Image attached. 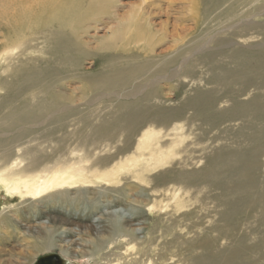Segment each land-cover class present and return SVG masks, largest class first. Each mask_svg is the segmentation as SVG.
I'll return each mask as SVG.
<instances>
[{"label":"bare ground","instance_id":"1","mask_svg":"<svg viewBox=\"0 0 264 264\" xmlns=\"http://www.w3.org/2000/svg\"><path fill=\"white\" fill-rule=\"evenodd\" d=\"M110 1L0 0V7L6 6L0 10V233H9L20 221L44 217L46 222L59 227L73 225L81 232L99 236L91 249L101 256L92 258V264H173L175 258L169 251L181 236L175 234L174 240L161 244L153 237L154 232L142 236L136 225L143 222L139 218L146 211L124 204L126 187L134 184L145 187V182L151 185V200L146 209L150 213L160 210L171 214L160 219L167 232L181 228L176 218L179 210L187 209L185 213L182 211L183 220L194 215L188 210L193 187L199 185L200 192L206 186L213 187L218 190L219 204H228L226 194L223 198L221 193L226 186L225 171L238 174L236 185L246 187L243 190L246 196L252 194L256 186L247 183L256 180L253 170L260 161L251 166L247 153L235 150L224 153L222 148L209 156L204 125L241 119L247 128L260 118L264 94L255 93L246 102L237 98L250 87L264 84V45L222 52L229 58L228 63L219 59L221 53L214 50L217 48L207 51L197 61L202 68L207 67L209 76L205 78L198 74L203 71L195 70L198 66H192L191 59L182 53L184 47L156 58L153 53L164 35L160 37L146 14L138 11L130 20H121V26L101 40L99 48L113 53L97 59L98 72L87 75L77 70L79 60L75 54L80 51L74 36L69 40L65 34L64 28L69 25L66 18L82 14L89 17L94 7H107ZM257 1L248 0L243 11L235 6L239 0L230 1L216 18L218 23L222 22L219 28L245 13L255 18ZM30 6L43 8V13L33 8L38 17L52 12L47 17V27L30 37L28 33L19 46L5 42L22 29L18 27L30 22ZM21 11L28 17L20 26ZM206 19V16L199 19L203 29L209 23ZM246 23L250 29L244 28L242 32H256L253 20ZM224 30L213 34L217 43L228 37L220 35ZM21 53L31 54L32 58L20 60ZM26 63L28 68L23 69ZM227 74L237 80H228ZM70 77L83 79L86 93L95 95L85 106H92L96 97L110 101L103 108H88L85 112L74 107V98L54 93L55 86ZM258 78L262 79L260 83ZM203 80L204 86L211 87L196 90ZM163 82H176L174 85L181 94L197 92L173 106L161 99ZM237 83L240 89L233 87ZM219 87L232 99L226 112L225 108L215 107L220 99L216 95ZM190 109L194 111L192 115ZM249 154L264 155V146H256ZM259 190L264 219V184ZM116 205L119 207L112 208ZM96 213L100 216L89 223ZM213 230L218 233L215 240L208 238V234L198 240V247L217 245L221 231L217 227ZM106 233L109 239L102 240ZM66 235L69 234L60 231L58 239L66 241ZM184 244L196 248L194 241L187 240ZM33 246L37 250L51 249L52 243ZM219 252L215 257H219ZM186 260L195 259L189 256ZM31 261L29 264L35 262Z\"/></svg>","mask_w":264,"mask_h":264},{"label":"rangeland","instance_id":"2","mask_svg":"<svg viewBox=\"0 0 264 264\" xmlns=\"http://www.w3.org/2000/svg\"><path fill=\"white\" fill-rule=\"evenodd\" d=\"M230 1L232 0H111L107 3V7H94V12L89 17H85L84 14H82L78 17L66 18L69 25H66L64 31L69 40H73L71 38L73 36L74 39L77 40L75 42L78 51H80V53L75 54V56H77L76 59L79 60L77 70H81L80 72L84 74L91 75L97 73L100 68L96 60L101 57L105 58L110 56L109 54L113 53H105L99 48L101 40L111 35L113 30L120 27L121 20H130L133 14L142 11L146 14V17L149 18L154 31L159 34L160 37L164 35L161 45L156 46L153 55L158 58L164 54L169 55L171 53H176L181 47H184L182 53L191 59L190 63H192V66H198L195 70L203 71L198 74L207 78L209 76L206 72L207 67L202 68L197 62L200 56L206 54L207 51L217 48L214 50L218 52L217 54L221 53V55H218L219 59L228 63L229 58L222 54V52L230 53L228 51L238 48L251 47V49H253L254 47L260 48L264 45V0H258L256 2L255 7L258 8V14L255 18L245 13L241 18H238L230 24H223L219 28L218 25L222 22L218 23L216 18L220 16V9L228 5ZM247 1L248 0H239V3H236L235 6L239 7L237 9L243 11L246 9L245 5ZM100 3L103 4L105 2ZM22 4L18 5L22 7ZM3 7L6 8V6H2L0 10H3ZM33 8L37 12H42L43 10L40 6H30V22L22 24V26L21 21L27 19L28 16L24 11H21V14L19 13L22 18L19 20V25L21 27H18V29H22H19L16 35L10 36L11 38L9 37V39L7 38L5 42L13 46H19L20 40L26 38L28 33L30 37L40 29L47 27V17L50 16L52 12L47 11L42 14V16L40 15L38 17L37 14H34ZM201 16H206L208 19H206L205 22H209L208 24L206 23V27L203 26L204 29L201 25L202 21L199 20ZM249 20L255 22L254 25L257 26V30L256 32L255 30H251L253 33L246 34L242 32V30L244 28L250 29V26H246L248 24L246 22H249ZM223 28L225 32L220 33V35L228 37H224L223 41L217 43V38H213V34H216L217 31ZM236 32L241 35H235L234 33ZM250 35L252 37H249ZM246 38L247 40H245ZM33 54L37 55L35 52H33ZM18 57L20 60L32 58L31 54L26 55L23 53L18 55ZM28 65L29 64L26 63L22 68H28L25 67ZM227 76H229L230 79L228 80L230 81L237 80L230 74H227ZM260 81H262V79L258 78L257 82L260 83ZM60 83L61 84L55 86L54 93L74 98V107L84 112L87 111L88 108H103V106H106L110 101L108 98L96 97L92 102V106H85L84 103L95 95L86 93L87 90L84 88L86 83L83 79L79 77H70ZM174 83L176 82L170 84L163 82L161 84V99L167 104H173V106L174 104L180 105L181 101L188 95L194 96L197 92L196 90H207L211 87L208 85L204 86L203 80L201 87H198L196 90H190V92L186 94H181ZM233 87L236 89L241 88L240 83L235 84ZM255 93L264 94V84L258 88L252 86L250 89H247L246 92L240 93L237 101H250ZM216 95L220 99L217 101L218 103L215 107L219 109L225 108L224 111L226 112L228 107L232 104L230 95L225 92V89L222 87L221 89L219 87ZM108 96L109 95H107V97ZM127 97L130 98L132 95H127ZM192 112L194 113L193 109H190L189 113L191 115ZM227 112L230 113L229 111ZM260 115V118L252 122L247 128L241 119L222 121L216 126L210 124L214 123V121L204 125L207 131L206 144L208 145V149L206 151L209 156L214 154L217 148H222V151H225L224 153L231 150H235L239 153H247V163L249 165L251 164V166L260 161L258 162L259 166L255 167L253 170L256 180L254 179L255 181L247 183L248 185L254 184L256 186L252 194L246 196V194L243 193L246 187H241L240 184L236 185L239 181V178H237L238 174L231 170L225 171L224 177L226 178H224V183L226 186L221 190V193L223 198H225L226 194L227 198L225 199L228 201V204L226 206L219 204L217 201V196L219 194L218 190L213 187L206 186L202 192H200L201 188L199 185L198 188L193 187L189 202L191 205L188 207V210L193 212L194 215L190 214L189 217L183 220L181 216L187 209H184V211L182 209L179 210L180 213L177 212V217H175L180 220L179 224H181V228L179 227L175 229V231L173 229V231L167 232L160 219L169 218L171 214L160 210L150 213L146 209L151 200V185L145 182L148 187L144 185L145 187L140 188L135 184L126 187L127 196L124 197V204L131 208L132 206L140 207L146 211L144 216L139 218L143 222L136 225L143 232L142 236L146 234V237L147 235L149 236V233L154 232L153 237L157 238L160 244L165 241L174 240L175 234V237L181 236L176 240L173 246L174 248L169 251L175 258L173 264H264V219L262 215L263 207L262 209L259 207L262 201L261 192L260 190L258 192V188H262L264 184V155L256 157L249 154L256 146H264V131L262 129L264 127V110L261 111ZM196 123H199V121L196 120ZM203 161L205 162L206 158H204ZM227 186H229V188H226ZM225 190L227 192H225ZM233 197L236 198L234 199ZM158 198L161 199V196L159 195ZM233 205L236 206L232 207ZM116 207L119 206L116 205L112 208ZM236 207H238V209ZM99 216L100 214L96 213L88 222L91 223L94 221V218ZM19 224L18 227L14 226L15 228H10L9 233H0V264H29L31 260L35 261L32 263L35 264L41 257L49 254H58L63 260V264H92V258H99V256H101L98 252H93L91 249V246L96 240H99V236L97 237L96 234L92 232H81L75 229L73 225H65L61 226V228L59 225L46 222L44 217L20 221ZM136 226L133 228H137ZM215 227L219 228L221 231V238L217 242V245L213 246L211 244L209 248L198 247V240L207 237L208 234H210L208 238L215 240L214 238L218 235V233L213 230ZM60 231L69 234L66 235V241L58 239V233ZM186 233L189 234L187 235ZM109 237L108 233H106L101 239L106 240L109 239ZM187 240L194 241L196 243V248L193 246L190 248L185 245L184 243ZM35 243H52V247L51 249H46L45 247L41 250H37L33 246ZM217 252H219L218 258L215 257ZM189 256L195 259L194 262H188L186 260Z\"/></svg>","mask_w":264,"mask_h":264},{"label":"water","instance_id":"3","mask_svg":"<svg viewBox=\"0 0 264 264\" xmlns=\"http://www.w3.org/2000/svg\"><path fill=\"white\" fill-rule=\"evenodd\" d=\"M59 259H61V257L58 254H49L41 257L36 264H49Z\"/></svg>","mask_w":264,"mask_h":264},{"label":"flooded vegetation","instance_id":"4","mask_svg":"<svg viewBox=\"0 0 264 264\" xmlns=\"http://www.w3.org/2000/svg\"><path fill=\"white\" fill-rule=\"evenodd\" d=\"M37 263V262H36ZM35 263V264H36ZM49 264H63V262H62V259H59V260H55L54 262H51V263H49Z\"/></svg>","mask_w":264,"mask_h":264}]
</instances>
